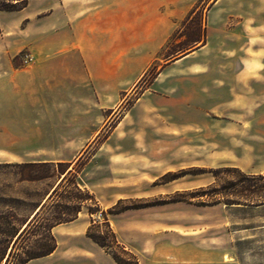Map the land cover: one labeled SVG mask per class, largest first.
Masks as SVG:
<instances>
[{"label": "rangeland", "instance_id": "1", "mask_svg": "<svg viewBox=\"0 0 264 264\" xmlns=\"http://www.w3.org/2000/svg\"><path fill=\"white\" fill-rule=\"evenodd\" d=\"M260 48L264 0H28L0 12V214L29 220L46 204L39 227L82 193L100 208L54 229L55 254L31 264H118L88 237L93 220L130 263L167 258L173 242L155 230L177 221L205 229L231 264H264V180L233 171L264 176V104L246 107L252 84L235 82ZM17 163H63L56 168L71 173L62 184L23 181L5 166ZM118 203L145 207L114 214Z\"/></svg>", "mask_w": 264, "mask_h": 264}, {"label": "trees", "instance_id": "2", "mask_svg": "<svg viewBox=\"0 0 264 264\" xmlns=\"http://www.w3.org/2000/svg\"><path fill=\"white\" fill-rule=\"evenodd\" d=\"M28 0H0V12H10V11H17L21 10L25 6H27ZM63 163H59L58 165H62ZM58 165L54 164H48V163H17V164H6L5 166L8 168H13L14 170H17L19 175L21 176V179L23 181H37L41 180L42 178H51L53 176H58L59 178L61 176H64V178L61 180V184L67 179V175L71 172L66 170H61L58 167ZM48 167L50 171L49 176H40V169ZM238 172L245 181L252 182L254 180H264L263 175H246L241 173L240 171L233 170ZM243 183V182H242ZM60 185L54 187L52 189V192L48 195L50 200H53L56 196L59 194ZM73 185L76 187L77 191L81 193V188L78 181H74ZM255 185H248L246 187V190H256ZM71 194V193H70ZM62 195V194H61ZM84 199L81 201L75 202L73 205H57V209H59V213L57 216H55L53 219L48 221V224L41 225L39 227V220L42 214V211L46 204H38L36 205V214L33 216L32 219L29 220H15V218L10 217L9 215H3L0 214V264H9L10 259L13 256L14 250L18 247L19 242L24 239L26 236H32V235H38L39 238L36 240V244H38L35 248H30L29 250H26L24 252L23 256H19L17 258L16 264H28L29 262L33 260H37L40 258H45L47 256L52 255L58 248L56 238L53 234V230L62 224H67L75 221L78 219L79 214L83 211V209L86 208L87 212L93 216L94 214L100 212V208L98 207L97 201L95 200L94 196L87 193L83 194ZM68 202L73 203V197L71 195L65 197ZM85 200H89L93 202L92 206H86L83 204ZM187 200H184L183 198H177L173 202H184ZM226 204L232 205V204H240V202H236L235 200H226ZM118 203L113 208L114 214H120L130 209H140L144 208L145 206H133V207H123L119 208ZM156 204H151V206ZM95 208H92V207ZM149 207V206H147ZM68 211V215L65 216V213ZM96 221H91V226L88 230V237L91 238L95 243H97L99 246H101L103 249L107 250V252L110 253V255L113 257V259L118 264H138L137 262L130 263L128 260H126L124 257L121 256V254L111 251V247L107 244L106 238L103 237L101 234H97L94 232L93 227L96 225ZM109 229V233L111 236V239L116 244V246L119 247L117 238L115 236V233L110 229V225L107 222L104 223ZM38 228L37 230H34ZM44 229V230H43ZM41 230L44 231L45 235H42ZM36 236V237H38ZM122 248V247H121ZM111 249V250H110ZM125 252L124 248H122Z\"/></svg>", "mask_w": 264, "mask_h": 264}, {"label": "crops", "instance_id": "3", "mask_svg": "<svg viewBox=\"0 0 264 264\" xmlns=\"http://www.w3.org/2000/svg\"><path fill=\"white\" fill-rule=\"evenodd\" d=\"M136 29H134V33ZM116 36L120 33L115 30ZM251 38V37H250ZM118 52V44L115 45ZM252 54H246V57L242 59L241 68L236 75L235 82L237 85L252 84L251 96L248 100V105L246 107H252L259 109L263 107L264 104V94L259 93L255 85L264 86V59H259L260 54L264 52L263 49H257L252 51ZM256 53V54H255ZM251 55V56H249ZM187 57L189 55H186ZM183 57V59L187 57ZM254 85V86H253ZM238 96V95H237ZM240 98L235 97L230 104L233 106H241L239 102ZM247 103V102H246ZM242 106H245L244 104ZM258 107V108H257ZM81 216L75 221L63 225L57 226L55 229L61 226H71L75 225L80 221ZM90 227V224H89ZM88 227V228H89ZM154 231V230H152ZM156 233H162L164 236H159V239L164 238L171 239L173 244L169 249L172 250L167 258L161 259L157 258L155 255L150 256L149 264H231L232 261H226L225 256L227 253L221 252L217 246L213 245V239L207 238L205 229L188 230L176 221L174 225L167 227H160L155 230ZM94 242V241H93ZM97 244V243H96ZM58 249V248H57ZM56 252V251H55ZM55 252L52 254L54 255ZM47 256L45 258L51 257ZM109 256V255H108ZM231 258V257H230ZM44 259V258H42ZM41 259L33 260L38 261ZM110 264H116L113 260H108Z\"/></svg>", "mask_w": 264, "mask_h": 264}]
</instances>
